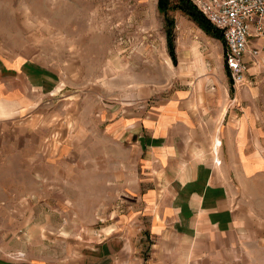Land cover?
<instances>
[{"label": "rangeland", "instance_id": "1", "mask_svg": "<svg viewBox=\"0 0 264 264\" xmlns=\"http://www.w3.org/2000/svg\"><path fill=\"white\" fill-rule=\"evenodd\" d=\"M158 2L0 0V59L7 64L2 85L13 109L0 110L15 116L0 125V198H12L0 229L15 245L29 244L31 255L65 261L125 227L149 228L144 217L134 222L140 194L134 182L141 174L130 130L117 124L124 106L152 101L149 88L162 87L158 94L165 98L182 74L163 53L173 59ZM186 16L169 11L179 58L185 31L178 24L187 25ZM193 35L201 40L197 31ZM23 72L30 78H21ZM250 79L242 90L251 93L238 95L236 114L248 113L255 140L257 129L264 132V117H256L264 116V93L253 98L256 88L264 91V71ZM236 181L252 236L247 254L264 264V166Z\"/></svg>", "mask_w": 264, "mask_h": 264}, {"label": "crops", "instance_id": "2", "mask_svg": "<svg viewBox=\"0 0 264 264\" xmlns=\"http://www.w3.org/2000/svg\"><path fill=\"white\" fill-rule=\"evenodd\" d=\"M186 19L187 25L181 20L178 24L185 31V41H179L180 58L177 54L182 74L167 96L160 99L162 87L149 88L146 95L152 101L124 106L118 117L117 126L130 130L126 134L135 142L141 174L134 182L140 191L134 222L144 217L149 228L125 227L87 246L75 258L58 262L31 255L29 244L15 245L0 229V264H260L247 254L246 241L252 236L238 206L236 180L251 177L264 166V161L254 159L264 158L263 128L256 130L260 135L254 140V134L248 133V113L236 114L238 95L251 92L242 90L248 86H233L223 39L205 36L195 21ZM189 21L194 23L188 25ZM196 31L201 40L194 39ZM163 53L173 62L168 51ZM4 65L0 59V109L8 112ZM25 74L21 78L29 79ZM256 89L254 99L264 93ZM12 115H1L0 110V125L14 120ZM11 201L0 198V214L8 215L6 205Z\"/></svg>", "mask_w": 264, "mask_h": 264}, {"label": "built area", "instance_id": "3", "mask_svg": "<svg viewBox=\"0 0 264 264\" xmlns=\"http://www.w3.org/2000/svg\"><path fill=\"white\" fill-rule=\"evenodd\" d=\"M226 44L225 63L237 86L264 71V0H191ZM251 68L256 71L251 73Z\"/></svg>", "mask_w": 264, "mask_h": 264}, {"label": "trees", "instance_id": "4", "mask_svg": "<svg viewBox=\"0 0 264 264\" xmlns=\"http://www.w3.org/2000/svg\"><path fill=\"white\" fill-rule=\"evenodd\" d=\"M158 8L159 11L165 15L167 20L168 45L175 63L178 62L175 47V21L169 17L170 10H181L196 21L209 35L223 39L220 30L212 25V23L197 9L191 0H159Z\"/></svg>", "mask_w": 264, "mask_h": 264}]
</instances>
